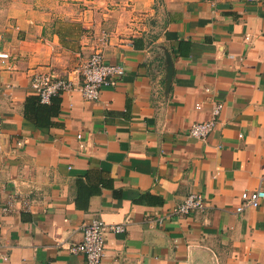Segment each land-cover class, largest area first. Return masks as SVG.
Here are the masks:
<instances>
[{"label": "crops", "instance_id": "0c3cea01", "mask_svg": "<svg viewBox=\"0 0 264 264\" xmlns=\"http://www.w3.org/2000/svg\"><path fill=\"white\" fill-rule=\"evenodd\" d=\"M0 36V264H86L95 218L126 228L101 264H264V201L237 212L264 190V0H0ZM99 48L116 86L27 117L35 72L76 79Z\"/></svg>", "mask_w": 264, "mask_h": 264}, {"label": "built area", "instance_id": "2783aa9c", "mask_svg": "<svg viewBox=\"0 0 264 264\" xmlns=\"http://www.w3.org/2000/svg\"><path fill=\"white\" fill-rule=\"evenodd\" d=\"M9 58L8 53H0V59L3 62ZM77 71L76 79H64L55 77L50 72L37 71L31 77L32 89L37 93L42 104H50L54 97L74 91L79 92L84 100L95 102L100 100L105 87L116 86L125 75L123 66L106 62L102 50H97L87 59H83ZM223 108L222 103H214L211 120L193 123L189 129V135L206 141L215 129ZM2 134L3 119L0 115V136ZM78 138L80 139L81 136ZM241 201L242 204L237 208L238 213L243 212L246 208H259L264 201V190L245 191L241 194ZM206 206L207 200L203 195L192 193L173 209V214L179 217L186 216L202 211ZM125 232L126 228L121 224H108L100 218H95L83 225L82 242L73 245L70 250L73 253L84 254L86 264H101L105 257L107 235Z\"/></svg>", "mask_w": 264, "mask_h": 264}, {"label": "trees", "instance_id": "16d2710c", "mask_svg": "<svg viewBox=\"0 0 264 264\" xmlns=\"http://www.w3.org/2000/svg\"><path fill=\"white\" fill-rule=\"evenodd\" d=\"M59 104V97H54L50 104H42L39 98H32L27 103L26 115L35 120L37 125L48 124L50 116L58 114Z\"/></svg>", "mask_w": 264, "mask_h": 264}, {"label": "rangeland", "instance_id": "374dc122", "mask_svg": "<svg viewBox=\"0 0 264 264\" xmlns=\"http://www.w3.org/2000/svg\"><path fill=\"white\" fill-rule=\"evenodd\" d=\"M86 1H88V0H86ZM81 3L83 4V3H85V1H81ZM84 6H86V5H84ZM1 37V36H0ZM97 50H102L103 51V49L102 48H99V49H97ZM104 53V52H103Z\"/></svg>", "mask_w": 264, "mask_h": 264}]
</instances>
